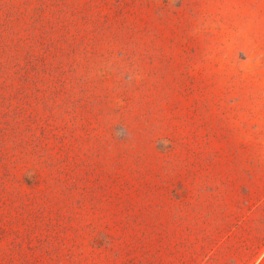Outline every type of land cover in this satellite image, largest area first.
<instances>
[{"label":"rangeland","instance_id":"rangeland-1","mask_svg":"<svg viewBox=\"0 0 264 264\" xmlns=\"http://www.w3.org/2000/svg\"><path fill=\"white\" fill-rule=\"evenodd\" d=\"M0 264H264V0H0Z\"/></svg>","mask_w":264,"mask_h":264}]
</instances>
